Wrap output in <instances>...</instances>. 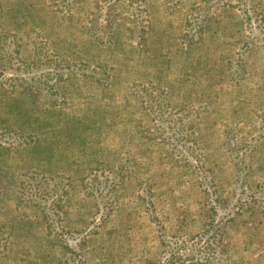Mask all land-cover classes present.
Here are the masks:
<instances>
[{
    "label": "rangeland",
    "instance_id": "rangeland-1",
    "mask_svg": "<svg viewBox=\"0 0 264 264\" xmlns=\"http://www.w3.org/2000/svg\"><path fill=\"white\" fill-rule=\"evenodd\" d=\"M64 1L0 0V264H264V0Z\"/></svg>",
    "mask_w": 264,
    "mask_h": 264
},
{
    "label": "trees",
    "instance_id": "trees-1",
    "mask_svg": "<svg viewBox=\"0 0 264 264\" xmlns=\"http://www.w3.org/2000/svg\"><path fill=\"white\" fill-rule=\"evenodd\" d=\"M103 1H106V0H103ZM66 2H68V0H65V1H64V3H66ZM15 80H17V79H11V80H9V82H12V81H15ZM207 248H208V247H207ZM170 257H173V256L171 255Z\"/></svg>",
    "mask_w": 264,
    "mask_h": 264
}]
</instances>
